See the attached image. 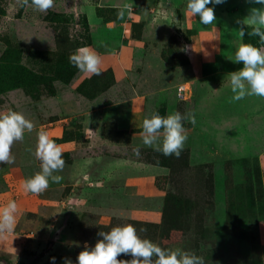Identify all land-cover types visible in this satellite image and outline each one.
Instances as JSON below:
<instances>
[{
	"label": "rangeland",
	"instance_id": "obj_1",
	"mask_svg": "<svg viewBox=\"0 0 264 264\" xmlns=\"http://www.w3.org/2000/svg\"><path fill=\"white\" fill-rule=\"evenodd\" d=\"M250 6L224 0L202 25L186 0H54L46 12L0 0V111L34 124L13 142L14 162H0V208L17 204L0 264L75 261L121 224L205 264H264V97L233 100L227 78L240 39L260 46L250 28L238 36ZM80 46L100 56L99 75L69 62ZM151 111L195 116L178 157L143 145ZM39 130L65 164L36 194L22 182L40 170Z\"/></svg>",
	"mask_w": 264,
	"mask_h": 264
},
{
	"label": "clouds",
	"instance_id": "obj_2",
	"mask_svg": "<svg viewBox=\"0 0 264 264\" xmlns=\"http://www.w3.org/2000/svg\"><path fill=\"white\" fill-rule=\"evenodd\" d=\"M35 10L46 12L53 7L54 0H22ZM224 0H186V9L192 15L199 16L202 25H210L216 21L214 6ZM251 5L247 15L238 17V36L243 38L248 35L259 37V45L244 42L240 39L235 45L234 61L241 66L228 72V87L233 93V100H240L245 96L264 97V0H247ZM259 5V6H257ZM120 9L118 16H123ZM185 50H187L185 48ZM68 60L81 72L99 75L101 58L98 53L88 47L80 46L70 53ZM190 120L195 123V116L179 111H171L166 115L159 111L147 113L142 120V143L162 152L165 156H179L187 139L183 121ZM34 128L33 122L17 110L8 109L0 111V162L13 163L14 155L11 146L14 141L22 140L25 131ZM31 151V149H30ZM135 155H140L139 147L133 149ZM35 156L40 160V170L26 177L22 186L26 192L42 193L48 188L49 180H60L59 175H54L57 170L63 169L65 161L62 148L50 138L46 130L37 132ZM17 213V204L14 199L0 208V231L13 230ZM143 231V229H142ZM99 237L94 244L84 242V246L77 253L75 261L65 258L64 264H205L202 256L195 252L180 248H162L148 238L141 237L132 224H121L109 230H99ZM120 254H127L131 259H118ZM55 264L56 257H50Z\"/></svg>",
	"mask_w": 264,
	"mask_h": 264
},
{
	"label": "crops",
	"instance_id": "obj_3",
	"mask_svg": "<svg viewBox=\"0 0 264 264\" xmlns=\"http://www.w3.org/2000/svg\"><path fill=\"white\" fill-rule=\"evenodd\" d=\"M138 102V101H137ZM187 132V131H186Z\"/></svg>",
	"mask_w": 264,
	"mask_h": 264
}]
</instances>
